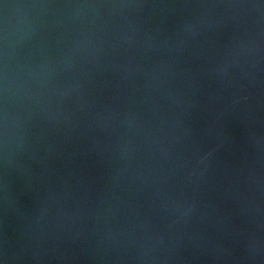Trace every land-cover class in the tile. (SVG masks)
I'll return each instance as SVG.
<instances>
[{
	"label": "water",
	"instance_id": "water-1",
	"mask_svg": "<svg viewBox=\"0 0 264 264\" xmlns=\"http://www.w3.org/2000/svg\"><path fill=\"white\" fill-rule=\"evenodd\" d=\"M0 264H264V0H0Z\"/></svg>",
	"mask_w": 264,
	"mask_h": 264
}]
</instances>
